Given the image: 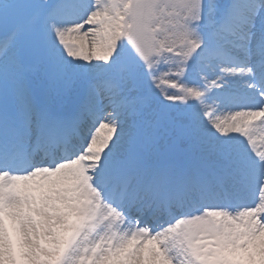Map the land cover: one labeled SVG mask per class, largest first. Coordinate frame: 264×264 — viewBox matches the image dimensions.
Masks as SVG:
<instances>
[{
  "label": "snow or ice",
  "instance_id": "obj_1",
  "mask_svg": "<svg viewBox=\"0 0 264 264\" xmlns=\"http://www.w3.org/2000/svg\"><path fill=\"white\" fill-rule=\"evenodd\" d=\"M0 264H264V0H0Z\"/></svg>",
  "mask_w": 264,
  "mask_h": 264
}]
</instances>
